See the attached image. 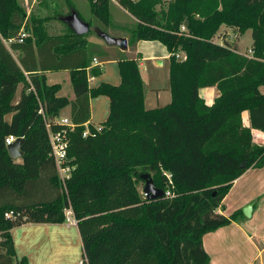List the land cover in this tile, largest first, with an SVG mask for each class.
I'll list each match as a JSON object with an SVG mask.
<instances>
[{
	"label": "trees",
	"instance_id": "obj_1",
	"mask_svg": "<svg viewBox=\"0 0 264 264\" xmlns=\"http://www.w3.org/2000/svg\"><path fill=\"white\" fill-rule=\"evenodd\" d=\"M169 1L162 22L158 0H88L96 27L127 39L128 50H120L89 43V35L98 38L94 30L77 35L67 25L68 33L47 35L38 20L25 25L29 34L18 41L27 13L18 0H0V264H27L25 256L16 258L12 228L63 223L67 206L77 220L83 264H210L202 236L239 219L240 211L226 217L216 209L238 176L264 165V145L251 132L264 133V0H209L202 11L192 10L198 0ZM113 2L134 17L132 26L113 23ZM223 24L235 37L251 30V55L238 51L235 37L218 33ZM139 40L159 41L170 54L171 100L164 106L144 107ZM179 50L185 59L175 57ZM93 58L115 59L121 82L89 87V75L102 68L90 67ZM61 69H69L73 100L59 94L60 84L46 83L45 71ZM213 85L219 95L208 105L199 89ZM98 94L109 98V116L95 131L89 100ZM67 105L77 126L67 135L73 169L66 194L45 119L53 122ZM85 123L95 135L82 136ZM9 135L24 139L20 161L8 154ZM144 173L157 188L172 185L174 196L144 198L137 188Z\"/></svg>",
	"mask_w": 264,
	"mask_h": 264
},
{
	"label": "crops",
	"instance_id": "obj_2",
	"mask_svg": "<svg viewBox=\"0 0 264 264\" xmlns=\"http://www.w3.org/2000/svg\"><path fill=\"white\" fill-rule=\"evenodd\" d=\"M24 1L27 2V0ZM28 14L25 25L29 17ZM77 14L79 13L77 12ZM58 19L64 23L60 17ZM28 34L29 32H27ZM88 42L103 44L100 39L95 37H89ZM237 46L241 53L251 47L250 45L248 49L241 50L239 43ZM136 51L141 55L138 65L143 83L144 107L150 109L168 104L171 100L168 82L170 54L166 47L156 40H139L136 43ZM182 57L180 55V58ZM147 62H150V65L154 67L153 74L150 76H145L141 70L146 69ZM166 62L168 64V76L164 74L161 78L156 74L155 69L165 65ZM96 65L102 67L101 73L95 76L89 75V87H96L102 82L113 85L119 84L120 74L115 59L99 62L93 58L90 67ZM59 71L64 75L63 78L70 82L69 69H61L45 71L46 83L61 85L57 79H51V75H55ZM218 95L219 91L215 85L199 89V96L208 105L212 104ZM67 97L73 100V92ZM107 99L109 101L108 97ZM100 107H102V113L99 111ZM103 107H105L104 99H100V97L90 98L89 122L99 124L95 120H101ZM65 110L67 112L63 113ZM70 117L71 107L67 105L60 111L58 118L70 119ZM9 119L10 116L7 117L8 121ZM242 120L245 126L250 127L248 111L242 113ZM251 132L254 136V142L264 145V133L253 128H251ZM18 160L20 161V157ZM248 204H252V207L250 215L246 216L242 209ZM235 211H240L238 220L208 231L202 236V247L209 257L210 264H264V165L250 167L238 176L224 196L221 206L216 209L217 213L226 217ZM11 234L16 258L25 256L27 264H76L82 260V242L76 225H68L65 222L24 223L12 228Z\"/></svg>",
	"mask_w": 264,
	"mask_h": 264
},
{
	"label": "rangeland",
	"instance_id": "obj_3",
	"mask_svg": "<svg viewBox=\"0 0 264 264\" xmlns=\"http://www.w3.org/2000/svg\"><path fill=\"white\" fill-rule=\"evenodd\" d=\"M208 2L209 0H198L195 3V5L192 6V10L196 8L198 11H202L203 6ZM18 3L20 4V6L24 8L27 14L29 13L28 14L29 17L27 20L28 23L26 22V25H30L31 20H38V22L43 28V32L47 35H61L69 32V28L67 27V25L60 22L58 17L66 16L72 11V9L74 11H77L83 20L90 21L91 27H96V25H99L98 21L94 18V16L90 12L88 0H27V2L24 0H18ZM169 5H170L169 0H158V3L154 7L157 12L158 18L162 22L165 20V14L168 12ZM110 14H111V19L113 20V23L116 24V26L128 27V26H132L135 22L134 17L126 9L120 8L116 4V2H113L110 5ZM22 28L25 30L26 28L25 24ZM108 31L110 32L111 30L109 29ZM118 33L122 34V32H118ZM218 33L227 36V38L230 41H232V39H234L235 37V35L232 33L231 28L224 24L220 26V28L218 29ZM89 36L91 38L95 37L94 34H91ZM235 39L237 40V43H239L241 50L248 49L252 43L251 30L250 29L246 30L244 34L235 37ZM214 41L216 43H222L220 37H215ZM157 42L163 45L161 42L159 41ZM103 44L105 43L103 42ZM177 53L182 55L183 58L185 57V53L183 51L179 50ZM150 64H151L150 62H147L146 69L145 70L141 69L145 76L146 75L150 76L151 74H153L152 70L154 67ZM155 70H156V74H158V76H160L161 78L164 74L165 76H168L167 62L165 63V65L157 67ZM63 76L64 75L59 71V73H55V75H51V79L52 80L57 79V81L61 83L60 85L61 89L59 91L60 94L69 96L72 93L71 84L70 82L67 81L66 78H63ZM120 82H121V78H120ZM100 84L101 83H99L98 85ZM19 93H20V88L18 89V92L16 93L13 102H16L18 100ZM99 97L100 99L105 100V107H103V116L101 120H95L97 123L101 124L105 122L109 116V101L107 99V96L103 94H98L93 96V98H99ZM99 111H101L102 113V107L99 108ZM65 112H67V110H65L63 113ZM15 160L19 161L18 158H16ZM138 172L142 173L144 171L142 168L139 167ZM137 184H138L137 188L139 192L142 193L144 182L141 179H139V176H138Z\"/></svg>",
	"mask_w": 264,
	"mask_h": 264
},
{
	"label": "built area",
	"instance_id": "obj_4",
	"mask_svg": "<svg viewBox=\"0 0 264 264\" xmlns=\"http://www.w3.org/2000/svg\"><path fill=\"white\" fill-rule=\"evenodd\" d=\"M179 30L181 32L186 31V25L184 24V22L180 24ZM18 34H19L17 37L18 41H22L27 36V32L23 28H21ZM13 40L14 39L10 38L8 40H5L4 42L5 44H7ZM247 53L248 55H251L252 51L249 49ZM175 57L181 60L185 59V57L180 58V54L178 53L175 54ZM39 112L44 116V112L41 107L39 108ZM53 124H59L62 126V128L55 130L52 128ZM76 126L77 125L74 122H72L71 119L69 118H58L57 117L53 120V122L47 121L45 119V128L47 131L48 141L50 145V156L52 157L54 161V165L56 167L60 185L66 194H67L66 183H67V180L70 178L71 170L73 169V167L68 164L67 148H68L69 140H68L67 135L69 132L73 131ZM84 126L85 128L82 132L83 137L95 135V132L90 130L88 123H85ZM93 126L95 128V131L101 130V126H99L98 124H94ZM16 138L17 137L13 135L7 136L4 140L5 146L7 147ZM166 176L168 178V182L171 184L170 175L166 174ZM171 187L167 188L166 190H163L164 191L163 195L165 197L174 196V193L171 190ZM142 196L145 198V197H148V194L142 191ZM10 214L11 212L9 213L7 212L5 213V216L9 217L11 216ZM64 222L68 225H76L77 223V220L74 216L71 206H67L64 208ZM76 264H83V261L80 260Z\"/></svg>",
	"mask_w": 264,
	"mask_h": 264
},
{
	"label": "water",
	"instance_id": "obj_5",
	"mask_svg": "<svg viewBox=\"0 0 264 264\" xmlns=\"http://www.w3.org/2000/svg\"><path fill=\"white\" fill-rule=\"evenodd\" d=\"M60 20L66 23L77 35H83L88 33L90 30H94L98 38H100L105 44L109 46H117L122 50H126L128 47L127 39L125 37L111 36L98 27H91L89 22L82 20L77 12L73 9L66 16H60ZM23 142L24 139L22 137H17L12 143L7 146V151L10 157L16 159L23 155V151L20 149ZM141 178H143L144 180L142 191L147 193L149 198L154 199L163 196V189L157 188L154 185L153 180L149 174L144 173L141 175ZM251 207L252 204H248L242 209L244 215H250Z\"/></svg>",
	"mask_w": 264,
	"mask_h": 264
}]
</instances>
